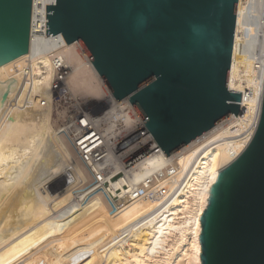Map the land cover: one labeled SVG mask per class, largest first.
Wrapping results in <instances>:
<instances>
[{"label":"bare ground","instance_id":"bare-ground-1","mask_svg":"<svg viewBox=\"0 0 264 264\" xmlns=\"http://www.w3.org/2000/svg\"><path fill=\"white\" fill-rule=\"evenodd\" d=\"M56 1L35 0L34 17L45 13L47 26V5ZM55 35L32 34L27 53L0 65V82L17 80L0 107V264H202V216L212 187L249 145L260 119L264 0L238 3L229 87L241 92L240 128L233 130L238 114L232 113L198 135L179 162L187 169L197 152L203 155L173 195L180 176L159 179L161 194L124 196L118 210L60 127L87 101L108 100L125 118L124 128L139 130L142 117L129 99L137 92L118 100L82 45ZM30 55L29 83L23 73ZM60 85L75 102L72 110L58 101ZM159 153L132 180H111L113 186L160 168L169 156Z\"/></svg>","mask_w":264,"mask_h":264},{"label":"water","instance_id":"water-1","mask_svg":"<svg viewBox=\"0 0 264 264\" xmlns=\"http://www.w3.org/2000/svg\"><path fill=\"white\" fill-rule=\"evenodd\" d=\"M34 0H0V65L30 50ZM239 0H57L47 35L79 42L168 156L232 113ZM17 87L0 82V107ZM202 264H264V94L256 132L221 170L202 216Z\"/></svg>","mask_w":264,"mask_h":264},{"label":"built area","instance_id":"built-area-1","mask_svg":"<svg viewBox=\"0 0 264 264\" xmlns=\"http://www.w3.org/2000/svg\"><path fill=\"white\" fill-rule=\"evenodd\" d=\"M34 5L35 0L33 2V12ZM33 14L32 34H34V37L47 36L45 13H41L40 15L37 12L35 17ZM48 35L54 34L50 33ZM55 36H58V34ZM30 61H32V55L27 56L23 73L29 83L31 82ZM232 66L233 61L231 70ZM63 87L64 85H60L59 88L58 86L55 88L58 101L66 98L64 107L72 110V100L69 101L67 95L63 94ZM105 102L104 105L102 102H96L92 107L83 109L80 113H72L70 119L62 124L60 130L71 141L79 157L91 170L94 176V183H102L103 187H107L106 193L113 208L115 210L119 209L124 196L136 199L150 190H153L155 195L161 194L163 191L159 188L160 185L157 184L159 179L173 182L176 177L180 176L170 196L179 188H182L183 184L187 182L188 178L198 167L203 150L197 152L187 169H183L179 158L186 154L188 150L195 147L194 144L196 142L194 140L198 138L197 136L189 143L168 155V158L165 157V162L160 168L154 171H145L146 174L138 182L129 184L125 180L121 186L117 188L113 186L111 180L116 182L120 179H125V177L129 181L132 180L137 174L142 172V168L149 167L155 158L161 155L160 153L157 155L158 151H163V149L155 146L153 135L148 131L143 119L139 120L140 126L142 127L139 130H132V127L131 129H126L124 127L127 124L125 123L123 115L119 111L115 112V110L108 107L110 105L108 100ZM11 104H14V100L9 101V106ZM240 107L241 110L237 115L238 119L234 121L233 130L240 128L239 122L244 118L242 100L240 101ZM123 108V110H126L125 106ZM134 127L136 128V126ZM205 132L207 130L202 133ZM201 134H199V137Z\"/></svg>","mask_w":264,"mask_h":264},{"label":"rangeland","instance_id":"rangeland-1","mask_svg":"<svg viewBox=\"0 0 264 264\" xmlns=\"http://www.w3.org/2000/svg\"><path fill=\"white\" fill-rule=\"evenodd\" d=\"M67 97H70V96H67ZM63 99H66V98H62L59 102L63 105V103H65L66 101L65 100H63ZM69 101H71V100H69ZM68 101V102H69ZM73 103H75V102H73ZM72 104V103H71ZM95 103H94V101H87L86 103H84L83 105V108L84 109H86V108H89L90 106L92 107L93 105H94Z\"/></svg>","mask_w":264,"mask_h":264}]
</instances>
